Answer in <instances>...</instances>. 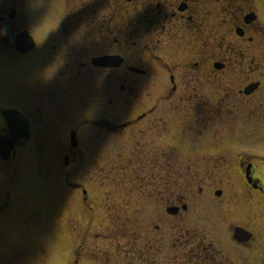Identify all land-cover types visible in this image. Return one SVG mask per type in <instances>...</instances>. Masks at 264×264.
<instances>
[{"label":"flooded vegetation","instance_id":"af4514ba","mask_svg":"<svg viewBox=\"0 0 264 264\" xmlns=\"http://www.w3.org/2000/svg\"><path fill=\"white\" fill-rule=\"evenodd\" d=\"M50 11V26L34 18ZM0 58L43 67L2 87L17 100L0 104V138L21 120L7 109L29 130L0 157V222L70 245L72 216L22 213L3 186L22 167L19 186L40 174L51 203L61 183L84 192L83 175L112 172L123 263L264 264V0H0Z\"/></svg>","mask_w":264,"mask_h":264},{"label":"rangeland","instance_id":"374dc122","mask_svg":"<svg viewBox=\"0 0 264 264\" xmlns=\"http://www.w3.org/2000/svg\"><path fill=\"white\" fill-rule=\"evenodd\" d=\"M39 1L47 2V0ZM34 3H37V0H34ZM47 6L51 9H55L53 6ZM54 17V12L50 11L44 15L42 12H39L38 16H35L34 18H39L41 21L45 20L43 22L44 25L50 26L47 21L54 19ZM39 40L40 47L34 56L37 60H41L42 57L44 59L48 57L42 46V40L45 42L46 39L40 38ZM84 61L85 60H81L80 62ZM27 63L28 62L22 58L16 61L0 58V104L3 106L10 105L13 100H17L16 97H14V99L12 97L9 98L3 90V86L8 87L17 82L19 83L20 76L37 71L35 68L38 70L43 68L41 65L37 64L34 69H31ZM85 84V81H79L76 86L77 92L81 91L80 89H82ZM85 91L86 89L83 88L82 93ZM94 102L95 101L92 103ZM81 103L80 99L77 98L73 105L74 108L72 109V121H74V118L76 116L78 117L83 111L85 105L82 107ZM91 104L86 105L90 108ZM25 154L27 156L24 157L23 166L25 169L29 168L32 171L34 168L36 171L38 170V172L39 168L43 169L40 156L36 154L32 155V152ZM58 163L64 164L63 155L59 158ZM18 170L20 171L19 174L14 178L12 177L10 180L13 181L10 187L9 184L7 185V182L6 186H3L6 193L12 195V203L14 204L16 200L19 202L18 205L19 207L21 206V208L18 211H23L22 213L32 211L48 213L49 211H57L61 212L62 215L66 214L72 216V221H67L70 229L66 230V232L70 233L71 231L72 235L75 236L77 234L78 238L74 244L72 240V243L70 244L72 247L69 248L67 245L65 246L66 242H64L63 239L54 238L51 231L47 232V230L42 229L41 231L39 230L35 236L33 233L30 234L31 236H28L27 234H24L25 232L23 229L18 230L22 226H20L17 221H1L0 264H33L37 262L39 263V261L45 264H75V250L77 249L83 253L78 264H126V262H122L118 252V228L120 221L111 219L110 217L109 219L106 218L108 214L109 216L113 215L116 217V213H111V211H116V209L111 208H118L119 211V208L122 207L121 204H123L119 198V189L112 184L114 183V180L116 181L115 173L113 176L111 172L110 174L112 175V178L110 176L107 177L106 180L100 171L92 173V179L87 181L86 178L84 179L83 175L80 181L83 184L89 182V187H86V190H84V192L87 191L86 193L81 189L65 187V185L61 183L59 196L55 197V202L51 201L50 203V198H48L47 195L40 196L37 193V185L39 186L38 179H42L40 174L37 173V179V177L35 178L34 174L30 172L31 181L29 182L26 180L25 183L22 181L19 186L21 180L20 177H22V174L25 172L22 171V167H19ZM68 189L71 190V193ZM85 197L87 198V201L84 199ZM54 207L58 209H54ZM43 224H48L47 220L44 222L42 220L39 227H43ZM63 232L64 228L61 226V229H58L57 233ZM32 237L34 239H31ZM34 240L42 245L45 244L44 246L48 253V259L46 258L47 254L44 251L33 250L30 253L26 251L25 248H27L32 242H35ZM81 241L82 245H80ZM14 243L25 245L26 247L18 248V250H14L13 252H8L7 250L11 248V244ZM16 247L17 246H15V248Z\"/></svg>","mask_w":264,"mask_h":264},{"label":"water","instance_id":"95a60500","mask_svg":"<svg viewBox=\"0 0 264 264\" xmlns=\"http://www.w3.org/2000/svg\"><path fill=\"white\" fill-rule=\"evenodd\" d=\"M6 143V145L8 144L7 142H5ZM13 143V142H12ZM8 146H10L9 144H8ZM4 157H6V156H4Z\"/></svg>","mask_w":264,"mask_h":264}]
</instances>
